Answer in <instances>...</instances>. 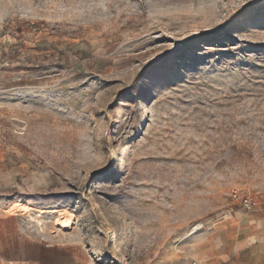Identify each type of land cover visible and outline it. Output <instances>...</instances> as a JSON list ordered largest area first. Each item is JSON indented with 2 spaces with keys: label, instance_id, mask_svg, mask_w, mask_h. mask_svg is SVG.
I'll list each match as a JSON object with an SVG mask.
<instances>
[{
  "label": "rangeland",
  "instance_id": "rangeland-1",
  "mask_svg": "<svg viewBox=\"0 0 264 264\" xmlns=\"http://www.w3.org/2000/svg\"><path fill=\"white\" fill-rule=\"evenodd\" d=\"M0 137L91 264H186L264 198V0H0Z\"/></svg>",
  "mask_w": 264,
  "mask_h": 264
},
{
  "label": "crops",
  "instance_id": "crops-1",
  "mask_svg": "<svg viewBox=\"0 0 264 264\" xmlns=\"http://www.w3.org/2000/svg\"><path fill=\"white\" fill-rule=\"evenodd\" d=\"M17 163L0 137V264H91L80 242L44 229L29 218L33 211L11 210L21 200L12 196L41 185L26 180ZM234 206L196 238L186 264H264V198L250 210Z\"/></svg>",
  "mask_w": 264,
  "mask_h": 264
},
{
  "label": "bare ground",
  "instance_id": "bare-ground-1",
  "mask_svg": "<svg viewBox=\"0 0 264 264\" xmlns=\"http://www.w3.org/2000/svg\"><path fill=\"white\" fill-rule=\"evenodd\" d=\"M11 210H17L18 212H21V213H28L30 211H34L35 209L32 208V206H30L29 204H22L20 202H14V204L11 206ZM52 214H57L59 218H64L66 215H65V212L64 211H60V210H52L50 211ZM44 212L41 211V210H38L37 211V215L38 217H40ZM67 221V220H66ZM69 222V221H67ZM57 223L60 224L61 227L63 228H67L68 225L66 222H60L58 221ZM197 229V228H195Z\"/></svg>",
  "mask_w": 264,
  "mask_h": 264
},
{
  "label": "built area",
  "instance_id": "built-area-1",
  "mask_svg": "<svg viewBox=\"0 0 264 264\" xmlns=\"http://www.w3.org/2000/svg\"><path fill=\"white\" fill-rule=\"evenodd\" d=\"M230 197L233 203L239 205L245 210H250L256 205V202L250 196L244 195L237 190H233L230 194Z\"/></svg>",
  "mask_w": 264,
  "mask_h": 264
}]
</instances>
